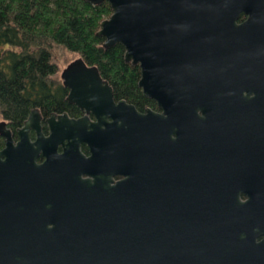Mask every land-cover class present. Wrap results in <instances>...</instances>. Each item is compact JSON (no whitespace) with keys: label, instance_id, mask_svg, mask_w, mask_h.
<instances>
[{"label":"water","instance_id":"water-1","mask_svg":"<svg viewBox=\"0 0 264 264\" xmlns=\"http://www.w3.org/2000/svg\"><path fill=\"white\" fill-rule=\"evenodd\" d=\"M87 1L98 4L104 0ZM107 1L111 13L101 20L96 32L104 38L102 45L108 48L120 42L124 46L125 61L140 67L138 85L145 95L188 101L179 104L174 100L170 104L176 106V123L190 122L186 127H175L177 138L181 134L191 135L193 147L182 143L186 148L176 150V181L170 188L166 185L157 191L153 180L152 110L139 112L124 99L115 103L113 88L97 65L76 56L60 73L62 84L69 87L67 99L96 113L98 120L91 124L92 128L103 132L111 128L114 142L125 144L127 165L122 167L127 168V193L123 196L112 192L91 198L89 213L61 209L50 214L47 220L55 227L41 234L34 231L27 241L17 212L8 208L10 188L6 178L15 176L8 172L13 168L9 165L11 160L24 157L13 155L16 148L1 121L0 130L7 135V142L0 151V156L6 155L5 159L0 157V264H264V240L259 243V254H253L254 247L229 245L235 186L231 179H222L220 173L222 161H232L233 144L251 143L253 133L257 143L263 142L264 103H256L253 114L248 103L216 101L221 96L248 95L252 90L248 78L254 66L256 72H264L260 68L264 53L234 57L235 63L233 59H224L222 0ZM225 63H229L227 69ZM255 90L257 95H264V84L257 82ZM162 104L171 108L168 103ZM180 105H186L187 110H180ZM220 106H225V113H221ZM108 116L112 121L107 120ZM62 117L60 127L68 131L63 136L73 135L67 128L89 126L86 115L78 119L66 114ZM28 126L26 120L20 130ZM80 133L91 146V142L104 146L103 140L92 138L104 137L103 133ZM25 143L27 139L22 138L18 145ZM103 146L92 150L95 154L104 153ZM73 150L65 148V153ZM191 157L198 160L196 170H200L199 162L203 164L202 174L196 170L189 174ZM101 158L104 162V154L94 158L81 154L82 161L90 164ZM117 170L121 171L119 167ZM193 193L201 196L190 200L177 197ZM180 200L186 207L183 216L173 207V201L177 208Z\"/></svg>","mask_w":264,"mask_h":264},{"label":"flooded vegetation","instance_id":"flooded-vegetation-1","mask_svg":"<svg viewBox=\"0 0 264 264\" xmlns=\"http://www.w3.org/2000/svg\"><path fill=\"white\" fill-rule=\"evenodd\" d=\"M220 8L224 59L229 61L240 55L263 54L264 0H222ZM233 63H235V59H233ZM224 65L227 69L226 66L229 63ZM260 68L264 70V64L260 65ZM248 80L252 87L248 95L221 96L216 98V101L219 103L230 102L233 105L248 103L251 107L250 112L256 114V103H264V95H257L255 87L257 82L264 84V72H256L254 66ZM63 86L65 87L62 97L64 102H59L57 97H53L49 99L54 101L53 105L48 102L35 105L30 108L26 117L17 125H12L7 118L0 114V122L4 121V127L9 130L12 144L16 148L13 155L17 154L24 157L20 161L11 160L9 165L13 168L9 169L8 172L10 175L15 174V176L13 179L8 176L6 178L10 188L8 208L12 207L17 212L18 222L24 231V237H27V241L31 239L32 232L38 231L41 234L43 230L55 227L51 220H47L50 214L61 209L76 214L89 213L92 205L91 198H100L103 194L112 192L123 194V196L127 193V168L122 167L127 165L125 144L114 142L111 128H105L104 132L92 128L91 124L98 120L96 113L70 102L67 99L69 87ZM243 93L246 92L243 91ZM147 97L151 99L150 104L137 105L124 97H115L113 89L115 103L124 99L139 112H146V108H150L153 112L155 118L152 145L155 168L153 180L155 189L159 191L161 187H166V185L170 188V184H174L176 181V150L186 148L185 144L182 143H187L190 148L193 147L191 135L181 134L177 138L175 127L177 125L186 127L190 122L179 121L176 123L174 120L176 106L170 104L174 103V100L179 104L188 101H176L172 97ZM162 102L168 103L171 108L163 105ZM224 107L220 106L221 113L226 112ZM178 108L184 112L187 110L186 105H180ZM198 113L203 114L202 110H199ZM63 114L73 119L86 115L89 126L86 129L67 128L73 131V135L63 136L62 134L68 132L60 127L61 121L64 119ZM26 120H29V126L20 130L25 125ZM107 120L112 121V117L108 116ZM102 127L105 125L102 124ZM82 130L103 133L104 137L93 135L92 138L103 140L104 146L96 142H91V146L89 142L82 139L80 133ZM22 138L27 139L28 143L18 145ZM200 140H203L202 135ZM251 141L248 144L237 142L232 145V161L227 164L223 160L220 173L222 179H231L235 186V191L232 193L233 216L230 218L232 229L229 233L232 240L228 241L229 245L238 248L254 247L253 254H259L261 252L259 243L264 240V140L262 143H257L256 135L253 133ZM6 142L7 135L0 130V151L6 146ZM102 146L105 152L96 154H104V162H102V158L93 164H90V161H82L81 154L85 158L91 156L94 158L96 154L92 147L99 149ZM69 147L74 150L66 154L65 148ZM224 149H228V147H224ZM0 157L5 159L6 155ZM91 160L93 161V159ZM183 160L185 161V157ZM13 162H17V165H14ZM197 166L198 160H192L191 157L190 168L186 169L190 171V174L196 170ZM118 167L121 171L117 170ZM199 168L200 170H196V172L202 174L204 170L203 164L200 162ZM137 180L140 182V178ZM138 194L142 195L143 192ZM199 196L201 195L193 193L179 194L177 197L190 200ZM194 203L201 204L202 202ZM173 207L181 216L186 212L183 200L177 203V208H175V201H173ZM40 236L42 237V235ZM256 260L262 261V258L257 257Z\"/></svg>","mask_w":264,"mask_h":264},{"label":"trees","instance_id":"trees-1","mask_svg":"<svg viewBox=\"0 0 264 264\" xmlns=\"http://www.w3.org/2000/svg\"><path fill=\"white\" fill-rule=\"evenodd\" d=\"M110 13L107 0H0V114L17 125L35 105L64 102L53 46L97 65L115 97L150 104L138 86L139 65L125 61L120 42L105 48L96 33Z\"/></svg>","mask_w":264,"mask_h":264},{"label":"rangeland","instance_id":"rangeland-1","mask_svg":"<svg viewBox=\"0 0 264 264\" xmlns=\"http://www.w3.org/2000/svg\"><path fill=\"white\" fill-rule=\"evenodd\" d=\"M53 52V59L58 65V80L62 81L60 73L63 67L73 58L77 56L76 53L69 51L66 48L60 47V46H53L52 48Z\"/></svg>","mask_w":264,"mask_h":264}]
</instances>
